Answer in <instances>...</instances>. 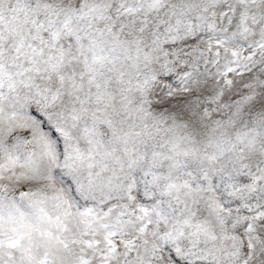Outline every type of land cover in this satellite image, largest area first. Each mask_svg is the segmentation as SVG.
Returning <instances> with one entry per match:
<instances>
[{"label": "snow or ice", "instance_id": "snow-or-ice-1", "mask_svg": "<svg viewBox=\"0 0 264 264\" xmlns=\"http://www.w3.org/2000/svg\"><path fill=\"white\" fill-rule=\"evenodd\" d=\"M0 264H264V0H0Z\"/></svg>", "mask_w": 264, "mask_h": 264}]
</instances>
